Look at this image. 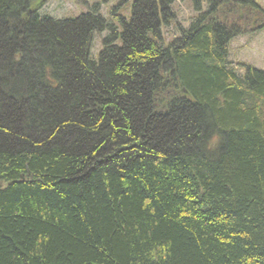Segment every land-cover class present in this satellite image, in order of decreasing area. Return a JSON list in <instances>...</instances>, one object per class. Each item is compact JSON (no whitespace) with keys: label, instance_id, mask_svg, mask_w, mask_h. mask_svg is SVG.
Listing matches in <instances>:
<instances>
[{"label":"trees","instance_id":"1","mask_svg":"<svg viewBox=\"0 0 264 264\" xmlns=\"http://www.w3.org/2000/svg\"><path fill=\"white\" fill-rule=\"evenodd\" d=\"M108 1L0 0V264H264V70L228 59L264 8Z\"/></svg>","mask_w":264,"mask_h":264},{"label":"rangeland","instance_id":"2","mask_svg":"<svg viewBox=\"0 0 264 264\" xmlns=\"http://www.w3.org/2000/svg\"><path fill=\"white\" fill-rule=\"evenodd\" d=\"M34 7L40 14H49L55 18L73 17L81 12H85L88 7L94 3L100 2V0H31ZM121 0H109L107 3H100V10L105 16H109L108 22L114 17L110 14L111 9L115 4H118ZM261 7L264 8V0H254ZM132 0L122 3L119 7V13L126 16L128 19L130 16V4ZM127 5L128 7H124ZM174 9L177 12V20L183 27H186L193 15V11L190 5V0L177 1L174 4ZM261 21L259 24H262ZM249 25L253 31L243 33L235 37L230 41L228 59L233 65L237 66L240 73L243 72L241 65L249 64L258 69L264 70V27H258ZM107 31L99 34L95 32L91 41L90 57L96 59L99 51L101 50V37H103ZM162 33L169 41L177 35L175 24H169L162 28ZM216 140H212L211 143H215Z\"/></svg>","mask_w":264,"mask_h":264}]
</instances>
